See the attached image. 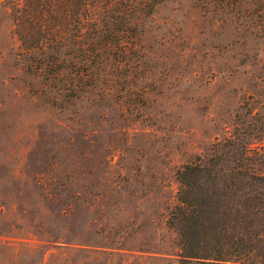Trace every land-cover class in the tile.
<instances>
[{
    "label": "rangeland",
    "instance_id": "1",
    "mask_svg": "<svg viewBox=\"0 0 264 264\" xmlns=\"http://www.w3.org/2000/svg\"><path fill=\"white\" fill-rule=\"evenodd\" d=\"M203 1L161 0L117 103L40 73L0 0V264H176L177 170L236 125L264 156V0Z\"/></svg>",
    "mask_w": 264,
    "mask_h": 264
},
{
    "label": "trees",
    "instance_id": "2",
    "mask_svg": "<svg viewBox=\"0 0 264 264\" xmlns=\"http://www.w3.org/2000/svg\"><path fill=\"white\" fill-rule=\"evenodd\" d=\"M3 1L20 54L40 61V73L66 69L70 96L78 88L81 102L93 94L136 100L133 82L144 77L136 75L139 66L145 73L148 48L143 24L161 0ZM233 1L225 5L240 8ZM203 3L210 8L211 0ZM153 44L161 47L164 35ZM252 130L236 125L208 156L177 170L176 201L166 217L178 236L176 264H264V171L258 169L264 156L251 154L257 148L248 139L257 136Z\"/></svg>",
    "mask_w": 264,
    "mask_h": 264
}]
</instances>
